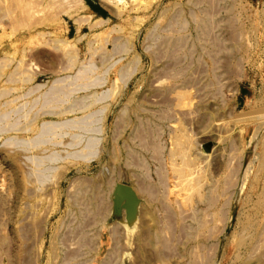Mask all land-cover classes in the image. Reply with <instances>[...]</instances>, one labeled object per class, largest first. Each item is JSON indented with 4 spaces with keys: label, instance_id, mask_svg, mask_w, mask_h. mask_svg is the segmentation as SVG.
<instances>
[{
    "label": "rangeland",
    "instance_id": "1",
    "mask_svg": "<svg viewBox=\"0 0 264 264\" xmlns=\"http://www.w3.org/2000/svg\"><path fill=\"white\" fill-rule=\"evenodd\" d=\"M0 264H264V0H0Z\"/></svg>",
    "mask_w": 264,
    "mask_h": 264
},
{
    "label": "water",
    "instance_id": "2",
    "mask_svg": "<svg viewBox=\"0 0 264 264\" xmlns=\"http://www.w3.org/2000/svg\"><path fill=\"white\" fill-rule=\"evenodd\" d=\"M115 205L117 209L124 208L129 215L134 214L137 205V196L128 186L119 185L116 188Z\"/></svg>",
    "mask_w": 264,
    "mask_h": 264
}]
</instances>
